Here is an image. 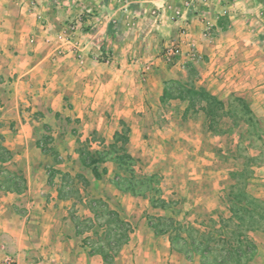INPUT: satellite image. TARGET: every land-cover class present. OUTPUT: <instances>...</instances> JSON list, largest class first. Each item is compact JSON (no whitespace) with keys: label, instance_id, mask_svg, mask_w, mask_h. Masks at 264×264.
I'll use <instances>...</instances> for the list:
<instances>
[{"label":"crops","instance_id":"crops-1","mask_svg":"<svg viewBox=\"0 0 264 264\" xmlns=\"http://www.w3.org/2000/svg\"><path fill=\"white\" fill-rule=\"evenodd\" d=\"M205 4L222 56L261 24L253 7L261 10L264 0ZM155 5L159 15L148 18ZM174 6L166 0H0V264L6 255L13 264H186L171 253L168 235L150 227L137 196L116 185L115 158L101 155L123 123L130 150L137 151L154 143L149 136L155 134H169L159 139L166 150V139L182 130L184 111L159 109L164 83L184 72L193 52L210 55L214 42H204L205 26L190 9L177 17ZM70 24L74 31L65 40ZM169 41L182 55L165 62L159 51ZM249 50L251 68L258 69L261 52ZM82 145L99 156L91 164L83 163ZM99 165L106 166L100 173ZM66 172L73 177H58ZM68 182L77 184L74 194ZM99 199L110 210L109 201L117 199L134 223L109 263L90 250L83 225L93 220ZM150 209L149 215L163 216Z\"/></svg>","mask_w":264,"mask_h":264},{"label":"rangeland","instance_id":"rangeland-1","mask_svg":"<svg viewBox=\"0 0 264 264\" xmlns=\"http://www.w3.org/2000/svg\"><path fill=\"white\" fill-rule=\"evenodd\" d=\"M166 1H176L177 6L171 12L177 17L185 15L186 10L190 9V14L205 26L204 42L207 45L214 42L210 55L193 52L195 57H190L192 63L185 65L182 74L167 80L164 85L170 91V97L161 96L159 109L168 106L184 111V123L180 126L182 130L173 137L169 136L171 141L166 139V150L160 140L169 134H155L149 136L154 143L137 151L130 150L128 126L123 123L113 143L104 146L101 155L102 158L109 155L115 158L114 175L120 177L122 185L127 186L132 180L135 191L140 194L137 196L138 206L146 207L143 216L147 219L155 217L149 215L152 203L164 202L166 210L162 212L163 216L171 215L177 227L171 253L181 255L186 264H200L199 254L184 255L175 250H185L184 240L189 242L190 237L197 240L208 238L210 244H218L216 242L222 238L230 242L235 240L232 228L238 222L228 209L250 206L247 203L249 199L243 196L241 199L244 201L232 202L231 192L238 196L247 193L255 199L252 204L254 211L264 213V22L259 19H264V7L261 10L253 7L254 17L261 23L256 25L253 36H244L238 47L235 43L231 44L232 54L222 56L218 37L206 25L205 3L209 0ZM217 1L223 3V0ZM90 9L94 12V9ZM157 9L156 5L150 7L146 10V16L159 15ZM188 23V18L183 19L180 32L187 31ZM250 46L261 52L255 57L258 59V69L251 68ZM240 48L245 49L241 55L238 53ZM175 59L164 61L172 62ZM252 78L254 81H251ZM178 85L185 90L182 91L183 95L188 89L202 95H191L195 100L193 105L188 101L173 99L178 95ZM199 99L203 102H199ZM156 119V124L162 120L159 117ZM147 125L148 122L146 129ZM80 152L87 163L99 157L85 145H82ZM104 168L106 166L99 165L98 173ZM58 177L73 176L66 172ZM67 185L69 192L74 194L77 184L68 182ZM94 203L96 212L93 220L83 223L92 243L90 250L98 252L101 249L106 257L113 260L134 223L126 221L120 213L117 199L109 201L113 210L108 209V203L101 199ZM109 211L116 216H111ZM262 223V230L249 234L255 251L252 259L245 264H264V221ZM209 257L212 259V256ZM213 257H220L218 251H214Z\"/></svg>","mask_w":264,"mask_h":264},{"label":"trees","instance_id":"trees-1","mask_svg":"<svg viewBox=\"0 0 264 264\" xmlns=\"http://www.w3.org/2000/svg\"><path fill=\"white\" fill-rule=\"evenodd\" d=\"M174 84H177V83L174 82ZM176 91L178 92V95L176 97H173V99L175 98L181 101H188V103H191L192 105L195 103V100L193 99V97H191V95H194V94H199L198 96L202 95V93L198 91H194L193 89L186 90V92H184V95H183L182 91H185V90H182L180 85H178V87L176 88ZM169 92L170 91H168V89L164 86V89L162 92V98L170 97ZM199 102H203V100H200ZM92 162L88 164H91ZM122 162L123 161H120V163ZM131 184H132V180L130 179V182L128 183V185L124 186L122 185V180L120 179V177H117L116 185L120 189L130 192L132 195L138 196L139 193L136 192L134 189L135 185L133 184L131 185ZM140 185L141 184H139L138 186ZM236 188L237 187H235V189ZM243 194L238 196L235 192L230 193L232 202L240 203L244 201L243 199H241L243 196V198L249 199V202L247 203L250 206V208H244V209H241L240 207H230L228 209V212L232 214L233 218L238 222V224L234 225V227L232 228V235L236 237L234 241L230 242L222 238L221 241L218 240L216 242L218 244H210L208 238H205V239L201 238L197 240V238L195 237H190L189 242H186L184 240L183 246L185 250L178 249L175 251L179 253H183L184 255L192 254V253L199 254L201 256L200 264H245L249 262L252 259V256L254 255V251H255L254 242L249 234L254 231L262 230V225H263L262 221H264V213L260 211H254L252 204L253 202H255V199H253L247 193H243ZM142 197H145V195H143ZM152 207L159 208L162 211L166 210L164 202L163 203L153 202ZM109 213H111V216L113 215L116 216L114 212L109 211ZM148 222H149L150 227L154 229V232L156 234H167L168 235L169 242H170V249L173 250L174 240L177 237L174 232L177 231V227L175 226V221L173 220L171 215L151 217V218L148 217ZM214 251H218L220 257H213ZM95 253H98L102 256L104 263H109L112 259V258L106 257L105 254H103L101 249L100 251L98 252L96 251ZM209 255L212 256V259H209L210 258Z\"/></svg>","mask_w":264,"mask_h":264},{"label":"built area","instance_id":"built-area-1","mask_svg":"<svg viewBox=\"0 0 264 264\" xmlns=\"http://www.w3.org/2000/svg\"><path fill=\"white\" fill-rule=\"evenodd\" d=\"M36 0H31V3H35ZM186 5H188V3H186ZM74 31V27L73 26H68L63 32L62 35L64 37L65 40L69 39V36L72 34V32ZM182 55V50L179 46V44L177 42L174 41H169L167 42L163 49H162V53H161V57L163 60L165 61H171L174 58L180 57ZM195 54L192 53L191 54V58H194ZM110 60V58L106 59V62H108ZM3 263L4 264H13V259L11 256L6 255L3 259Z\"/></svg>","mask_w":264,"mask_h":264}]
</instances>
